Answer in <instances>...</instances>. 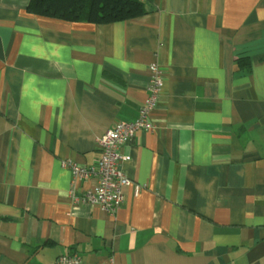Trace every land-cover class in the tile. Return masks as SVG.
Returning <instances> with one entry per match:
<instances>
[{
    "label": "crops",
    "instance_id": "1",
    "mask_svg": "<svg viewBox=\"0 0 264 264\" xmlns=\"http://www.w3.org/2000/svg\"><path fill=\"white\" fill-rule=\"evenodd\" d=\"M29 1L0 0V264H264V0H150L108 25ZM152 64L154 128L121 148L112 216L60 164L137 119Z\"/></svg>",
    "mask_w": 264,
    "mask_h": 264
},
{
    "label": "built area",
    "instance_id": "2",
    "mask_svg": "<svg viewBox=\"0 0 264 264\" xmlns=\"http://www.w3.org/2000/svg\"><path fill=\"white\" fill-rule=\"evenodd\" d=\"M148 70V94L138 110L137 119L129 123L119 122L99 138L96 148L99 156L90 166H80L71 160H63L60 164L62 169L69 171L74 182L92 183L79 201L97 206L112 216L122 205L123 188L129 184L123 165L129 164L130 159L122 155L121 148L132 140L136 132H150L154 128L152 115L161 95L164 78L156 64L150 65ZM54 264H82V259L72 252L59 256Z\"/></svg>",
    "mask_w": 264,
    "mask_h": 264
},
{
    "label": "trees",
    "instance_id": "3",
    "mask_svg": "<svg viewBox=\"0 0 264 264\" xmlns=\"http://www.w3.org/2000/svg\"><path fill=\"white\" fill-rule=\"evenodd\" d=\"M150 0H30L29 15L68 23L108 25L147 15L145 3ZM238 70L249 71L248 58L235 61Z\"/></svg>",
    "mask_w": 264,
    "mask_h": 264
}]
</instances>
